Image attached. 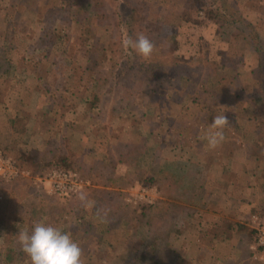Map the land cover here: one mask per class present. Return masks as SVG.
Listing matches in <instances>:
<instances>
[{
    "label": "rangeland",
    "instance_id": "obj_1",
    "mask_svg": "<svg viewBox=\"0 0 264 264\" xmlns=\"http://www.w3.org/2000/svg\"><path fill=\"white\" fill-rule=\"evenodd\" d=\"M132 1L138 8L149 7L148 12L152 11L157 17L167 19L170 23L172 21L178 26L177 50L174 55L187 61L183 67L185 77L189 79L187 85L173 84L171 80L163 92L155 94L149 100L141 98L143 95L140 89L129 86L133 80L142 79L140 69L125 75L126 68L120 67V63L126 62V58L130 57L126 51L127 47L122 46L121 51L118 48L117 51L120 52L112 55L115 63L117 61L113 69L110 68L111 61L108 62L110 54L105 49L99 51L93 47L86 53L79 50L78 40L82 45H86L89 43L86 41L103 35L98 30L101 26L98 25L97 18L91 21L85 1L82 7L84 14L82 13L80 17L85 15L88 21L81 20L83 24L80 27L77 24L70 25L71 27L61 24L62 17L70 21L71 17H79L76 7L66 5L68 0H37L38 3H34L35 7L39 6V10L38 14L36 12L32 16L35 15V21L38 22L43 18L47 7L45 4L48 5L50 2L53 8L56 7L55 3L58 5L60 3L63 7L59 12L61 20L57 19L52 27L66 34L69 39L73 38L69 45L65 42L67 38L60 40L61 45L56 47L57 50L55 49L50 62L41 61L34 69L32 65L29 66L35 76L44 77L47 81V89L42 84L37 87L41 88L42 95L50 98L42 100L40 107L44 108V113L51 111L48 113L49 116L48 114L42 116L39 126L54 128L56 121H61L65 114V117L77 125L71 129V136L79 137L76 140L78 143L70 145L74 155L68 152L73 155L71 161L75 169H80L77 170L79 178L82 177L81 187L76 189V193L83 191L87 203L82 204L79 195L75 196L77 198L69 199V196L53 192L48 184L37 182L36 179L47 172L45 168L37 174L29 171L28 176H20L11 182H0L2 204L0 208L6 205L9 209L3 215V219L7 220L9 215H13L10 222L17 228V233L13 234V237L17 235L18 239L20 233L30 231L37 222L69 232L82 250L81 264H143L146 257L167 260V257L171 256L175 261L178 251L169 253L170 249L165 247V243L170 231L177 230L176 219L181 220L178 223L181 225L180 228L186 224L187 214L181 211H187V206H192L193 201L196 206L219 202V199L212 195L206 197L209 200L207 202L203 197L207 194L204 193L203 187L207 185V191L208 188L227 190L229 187L225 179L235 178L231 180L230 186L234 185L236 180L234 187L238 190L244 186V179L250 178L249 174L252 171L258 168L261 169V173L264 171V163L258 164L264 153V101L255 90L258 73L254 72L252 76L251 71L241 65L244 60L251 59V57L248 59L246 54V46L249 43L237 38L239 40L228 44L224 40L226 28H222V22L218 20L210 22L202 13L198 14L199 24H194L188 15L189 9L184 7L181 0ZM238 1L241 5L247 1L246 7L252 9L260 8L264 16V5H258L257 0ZM115 5L116 2L110 3L109 7L114 8ZM17 7L14 8L15 13L21 10ZM219 8L223 9L220 11L222 13L225 10V3L219 2L217 9ZM232 8L240 10L238 4ZM148 12L146 13L149 14ZM255 25L258 32L264 30V21H259V25ZM39 26L41 27V24ZM37 27L38 25L33 23L30 28ZM27 29L28 26L22 24L16 27L22 35L26 34ZM202 31L208 33L210 37L206 39L204 34L205 38H202L204 37L203 35L201 37ZM125 33L126 28L122 26L119 30L120 38L121 36L123 38ZM103 36H106L107 40V36L111 35ZM112 36H115L112 37V41H117L118 34L113 32ZM105 40L101 39L100 43H105ZM23 42L20 38L19 45H23ZM62 47H65L67 53L60 50ZM18 56L28 57L29 54H17L16 57ZM84 62H87L90 70L84 68ZM222 63L225 66L224 70L220 69ZM207 64L210 65L209 68H205ZM232 65L234 71L230 68ZM109 70L112 74L107 78L112 81L104 87L107 82H103L102 79ZM23 72L27 73L19 71L17 74L21 76ZM5 73L6 75L2 76L7 79L6 81H11L10 76L12 77L15 72L9 70ZM91 76H94V80L99 79L98 86H101L99 91L103 88L100 94L106 95V98L103 97L106 104L113 105L117 101L119 106L122 104L118 101L121 100V93L129 95L130 102L126 100L120 109L121 118L115 116L108 119L105 117L106 114H98L96 110H91L88 104L84 105L91 97L90 90L94 86ZM70 77L73 79L70 80ZM168 77L173 79L174 76L171 73ZM221 77L232 78L230 82L224 79L218 91L213 90ZM65 86L68 91L62 90ZM202 86L208 91L211 90V93H201ZM192 99H195L196 103L190 102ZM74 110L77 112H72ZM220 113L226 115L230 127L224 129V140L216 148L209 149L206 137L213 131L209 124L212 118ZM15 130L20 128L17 127ZM53 130L51 133H54ZM46 132L50 130L47 129ZM49 136L51 138L53 135ZM232 156L238 158L241 156L240 159L242 161L245 159L249 162L248 165L252 164V168H245L248 171L238 174L239 177L237 172L231 174L232 159L227 158ZM242 161L237 164L243 166L246 162ZM233 168L238 169V166L233 165ZM218 169L221 171L219 182L214 180L215 176H212V179L210 176L208 178L209 170L211 174L216 175ZM92 173L97 179H90L89 175L92 176ZM97 180H100V183H97ZM29 189L32 190L31 194ZM91 190L99 191L98 199L96 193ZM97 205L104 219L94 212ZM161 208L164 209L163 212ZM169 209L175 211L172 216L166 215ZM19 211L22 214L20 219L23 220L18 219V222H15L14 215ZM195 225L198 226L196 223ZM78 226L84 227L77 231ZM102 239H105V243L98 244ZM131 248L133 251H130ZM121 251L123 256L117 257L122 255ZM11 255V261L7 264H29L19 245L14 248Z\"/></svg>",
    "mask_w": 264,
    "mask_h": 264
},
{
    "label": "trees",
    "instance_id": "obj_2",
    "mask_svg": "<svg viewBox=\"0 0 264 264\" xmlns=\"http://www.w3.org/2000/svg\"><path fill=\"white\" fill-rule=\"evenodd\" d=\"M37 0H12L13 9H11L12 14H18L20 12L15 13V7L21 5L23 8V11L25 14H28L27 17H31L33 14H38V7H35L34 3ZM85 1V5L88 7L89 11V17L91 18V21L94 18H97L99 27V32L101 34L106 35L110 34L111 36H107V40H105L106 36L99 35L97 37H93V39L86 41L89 42L86 45H82L81 41L78 40L77 42L79 44V50H83L84 53L88 49H92L93 47L98 48L99 51H103L105 49L106 52L110 54V58L108 59V62H110V68L112 69L117 65V61L115 63V58L112 57L113 54L120 52L122 50V46H124V41L127 39H131L133 42L135 41L137 35L143 34L147 36L153 43V52L152 54L147 57L143 58L138 55H136L135 51L127 47L126 51L130 55V57L126 58V62L120 63L121 68H126L125 75L131 74L136 69H140L142 72V79L136 80L129 84L130 87H134L136 89H140L141 95H143L142 99H150V97L154 96L155 94H160L165 89V86L170 82L173 81V84H183L187 85L189 82V79L185 77L184 72V66L187 63L183 58L177 57L174 55L175 51L177 50V43H176V29L177 25L171 23L167 19H162L161 17H157L155 13L152 11H147V8H138L135 5V2L132 0H68L66 3L67 6H74L78 10L79 17L73 18L71 17V21L68 19H64L62 17L61 24H64L63 26H73L75 24L80 27L83 23L80 22L81 20L88 21V18L80 17L81 14H84V11L82 12L83 2ZM119 1V2H118ZM116 2V5L114 8L109 7L110 3L114 4ZM184 7L186 6L189 9L188 15L190 16V21L194 24H199L198 22V14L202 13L204 17H206V20L210 22H214L215 20L222 22V28L225 27V33L224 40L229 44L231 41L235 40H244L247 41L249 44L246 46V54L247 57H252L254 60V66L253 69L250 70L252 76L255 73L257 74V89H255L258 95L263 97L264 101V36H262L258 31L256 25H252L251 23L244 20L241 13L236 10L235 8H232V6L229 4V2L225 0H181ZM225 3V10L221 13L220 11L223 9H217L218 3ZM52 4L49 2L48 5L45 4L46 10L43 13L42 21L39 23L41 24V27L39 26V32L36 34L35 38L33 39L32 45H30V54L28 56V60L34 61L36 63V66L39 65V62H50L51 58H53V53L55 52V49L57 50V46L61 45L60 40H65L67 38L66 44H70L71 39L68 38V36L62 32H58L52 27L54 23L57 21V19L61 20L59 17V12L63 8L62 5L59 3L54 4L53 7ZM135 5V6H132ZM42 6V5H41ZM49 6V7H48ZM150 6V5H147ZM62 7V8H61ZM141 12V14L138 15V13ZM148 12L149 14H147ZM16 16V17H17ZM82 18V19H81ZM30 19V18H29ZM139 21V22H138ZM181 21V20H180ZM26 23V21H25ZM70 26V27H71ZM124 26L126 28L125 36L120 38L119 30L121 27ZM118 34L117 41H112V34ZM239 38V39H237ZM101 39L105 40V43L101 44ZM19 45V44H18ZM82 45V48L80 46ZM21 46V45H19ZM119 48L120 51H117ZM63 53L66 52L65 47L60 48ZM82 52V51H80ZM67 53V52H66ZM119 54V53H118ZM170 54V55H169ZM56 57V56H55ZM6 59V58H5ZM66 60V59H65ZM57 61H55V64ZM83 66L86 70H90V68L87 66V62L83 63ZM209 64L205 66V68H209ZM234 65H232L230 68H234ZM95 68V67H94ZM93 69V68H92ZM111 69V70H112ZM221 70L225 69L224 63H222V66L220 68ZM111 70L105 73L106 77H103V82H107L104 87L107 86V84L112 81H109L108 76H111ZM4 71H8L5 69ZM234 71V69H233ZM173 74V79H169L168 75ZM24 74L21 73V75ZM35 78H38L42 85H44L45 89H47L46 83L44 77H40L37 75ZM92 81H94V86L90 90V98H88L84 105H89L91 110H96L98 114L105 115L106 118L112 119L114 118H121V112L120 109L123 107V103L128 100L129 95L125 94L124 92L121 93L120 98L121 100H118L119 102H122L119 106H117V101L113 103V105L106 104V101L103 100V97L106 98V95L101 96V89L99 91V88L101 86H98L100 84L99 79L96 78L93 79L94 76H91ZM98 77V76H97ZM256 76H254L255 78ZM232 77L229 78H223L218 79L217 86L213 88V90L218 91L219 85H221L222 82L225 80L231 81ZM73 78L70 77V80ZM225 79V80H224ZM69 80V79H68ZM72 82V81H71ZM102 82V83H103ZM71 85V83L69 84ZM63 87V86H61ZM128 87V85H127ZM218 87V89H217ZM59 88V87H57ZM126 88V86H125ZM51 89V88H50ZM49 89V90H50ZM98 89V90H97ZM63 91H68L67 86L62 88ZM128 90V88H126ZM201 93H211V90L208 91L204 86L200 89ZM108 102V101H107ZM130 102V100H128ZM190 102H195V99H192ZM196 103V102H195ZM112 104V103H111ZM201 104V103H199ZM117 106V107H116ZM127 110V108L125 109ZM124 110V113L126 111ZM127 116V114H126ZM92 131L93 128H90ZM61 140V141H60ZM53 141V140H52ZM57 141L61 142V144L64 143L61 138H59ZM50 148L48 149L47 156L44 158L43 154L45 153V150L43 152H39L37 149H30L28 151H21L18 149L16 145H8L4 146L6 148L0 147V149L3 152V155L8 156L12 158V160L15 162V165L20 170H27L33 172V174H37L38 172H42L45 168L48 170L51 169H61L68 172H74L77 174L80 169H75L74 164L72 163L71 159L73 158V155L68 152L66 147H57L56 142H50ZM131 155V154H129ZM73 168V169H72ZM78 170V171H77ZM78 175V174H77ZM80 176V175H78ZM91 180H94L96 178V175L92 173V176H90ZM92 177V178H91ZM82 179V177L80 178ZM97 179V178H96ZM2 183V181L0 180ZM18 182V181H17ZM20 182V181H19ZM109 182V181H107ZM97 183H100V180H97ZM4 184V183H3ZM1 184L3 187L5 185ZM31 188V187H30ZM30 194L32 193V190H28ZM94 193H96V199H98V192L91 190ZM83 192V191H82ZM79 191V193L73 192L69 195V199L80 195L82 193ZM77 198V197H75ZM2 205V204H0ZM157 208V207H155ZM0 238L2 239V246H0V264H7L8 261H11L13 250L16 246L19 245L17 242V235L13 237V234L17 233V228L14 227V223H11V216L9 215L7 217V220L3 219V215L9 211L8 207L6 205L3 208H0ZM98 209V205L95 206L94 212L96 213V210ZM162 209V208H161ZM160 209V210H161ZM179 209V208H178ZM164 209H162L163 212ZM180 210V209H179ZM178 210V211H179ZM175 211L169 209L166 213V215L172 216ZM180 212V211H179ZM183 213V212H181ZM21 215V216H20ZM15 222H18V219L22 217L21 212H17L14 215ZM81 224V223H80ZM84 227V226H83ZM83 227L78 226L76 230H82ZM116 228V227H115ZM115 231V229H114ZM170 236H168L167 243H165V247H168L170 249L169 253H173L176 251H172L171 247L169 246V240L170 237H172L173 234L176 235V233H179V230H171ZM167 239V238H166ZM165 239V241H166ZM168 244V245H167ZM134 245H132L133 247ZM134 249V248H133ZM132 248L130 249V251ZM166 250V249H165ZM133 251V250H132ZM125 252V251H124ZM136 252V251H134ZM122 254V251L120 252ZM123 256L117 255V257ZM146 261L143 264H169L174 260L171 257H167V260L155 258L150 259L148 257L144 258ZM90 260V259H89ZM135 260V259H133ZM91 261V260H90ZM105 262V261H103ZM106 263V262H105Z\"/></svg>",
    "mask_w": 264,
    "mask_h": 264
},
{
    "label": "crops",
    "instance_id": "obj_3",
    "mask_svg": "<svg viewBox=\"0 0 264 264\" xmlns=\"http://www.w3.org/2000/svg\"><path fill=\"white\" fill-rule=\"evenodd\" d=\"M229 2L232 7L238 4L239 12L244 20L252 25H259V21H264L260 8L246 7L247 1L242 2L243 5L238 0H229ZM256 2L258 5H264L261 0ZM19 8L21 10L18 16L16 14L11 15L12 13L9 11L13 9L12 0H0V26L2 25L0 28V147L16 145L21 151L37 149L39 152H43L45 150L43 154L45 158L48 155L46 151L51 149L50 146H52L50 142H56L58 148L66 147L73 154L70 145L78 143L76 140L79 137L71 136V129L77 125H74L72 120L65 117L66 114L61 118V121H56L55 126L53 125L54 128L39 126L42 116L51 111L44 113V108L40 107L42 106V100L45 98L50 100V98L42 95L41 88L37 87L42 83L34 77L32 72L36 67V63L30 59L28 60V57L18 56L17 58L16 55L30 54V45H32L33 39L39 32L38 27L40 24L35 21V15L27 17L28 14H25L21 5H19ZM39 21H42V18ZM33 23L38 25L36 29L30 28ZM19 24L28 26L25 35L16 30ZM259 33L264 36V30L259 31ZM204 34H206V39L210 37L208 33L203 31L201 37ZM20 38L24 41L21 46L18 45ZM202 38H205V36ZM251 59L253 58L251 57ZM251 59L250 61L244 60L241 64L242 67L252 70L254 63ZM29 65H32L33 69ZM5 69L15 72L12 77L10 76L11 81H6L7 79L2 76L6 75ZM19 71H26L27 73L19 76L17 74ZM72 112H77V110ZM17 127L20 130H15ZM47 129L50 132L45 133ZM52 130L54 133H51ZM50 134L53 135L51 138ZM59 138L64 141L63 144L58 143ZM262 155L263 157L259 159L258 164L264 163V153ZM239 157L241 158V156ZM229 158L232 159L230 163L231 174L237 172L238 177L240 176L238 174L248 171L245 168L250 169L253 166L252 164L248 165L249 162H246L245 159L243 161L247 165L245 163L241 166L237 164L242 161L240 158L232 156L227 159ZM233 165L238 166V169L233 168ZM258 170L261 173L259 168L252 171L249 174L250 178H245L244 186L238 190L234 187L236 180L234 181L235 184L230 186L231 180L235 178L225 179L230 190L208 188L207 191V185H205L206 188L203 187L204 193L207 192L203 195L207 202L209 200L206 197L210 195L219 199V202L196 206L193 201L192 206H187V211H181L187 214L185 216L186 224L183 228H180L181 225H178V223L181 220L176 219L178 221L176 229L180 232L172 235L169 246L172 251H178V257L176 256V260L172 261L171 264H264V258L259 250L254 249L255 234L252 228V217H261L264 214V171L261 175ZM25 172L29 171L26 170ZM216 172V175H213L209 170L207 173L208 178L210 176L212 179V176H215L214 180L219 182L221 171L218 169ZM245 185L247 186L245 187ZM182 235L186 237H182ZM104 240L102 239L98 244L105 243ZM91 253L93 254V252Z\"/></svg>",
    "mask_w": 264,
    "mask_h": 264
},
{
    "label": "clouds",
    "instance_id": "obj_4",
    "mask_svg": "<svg viewBox=\"0 0 264 264\" xmlns=\"http://www.w3.org/2000/svg\"><path fill=\"white\" fill-rule=\"evenodd\" d=\"M125 47L132 48L136 55L147 58L153 52V43L145 35H137L135 41L127 39ZM229 126L228 118L224 113L215 115L209 128L206 140L209 149L216 148L224 140V129ZM79 200L82 204L87 203V197L81 193ZM101 219V210H96ZM18 243L20 251L28 258L29 264H81L82 250L78 243L72 239L69 232L62 231L50 224L37 222L30 231L19 234Z\"/></svg>",
    "mask_w": 264,
    "mask_h": 264
},
{
    "label": "built area",
    "instance_id": "obj_5",
    "mask_svg": "<svg viewBox=\"0 0 264 264\" xmlns=\"http://www.w3.org/2000/svg\"><path fill=\"white\" fill-rule=\"evenodd\" d=\"M28 172L16 167L12 158L3 155L0 150V179L3 182H11L20 176H28ZM37 182L46 183L50 189L61 196H69L81 187L82 181L74 172H68L61 169H51L42 173ZM252 228L255 234V247L264 258V214L261 217H252Z\"/></svg>",
    "mask_w": 264,
    "mask_h": 264
}]
</instances>
